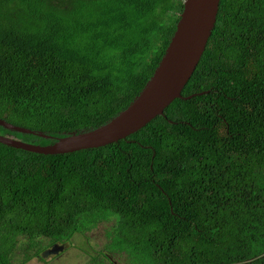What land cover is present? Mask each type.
Here are the masks:
<instances>
[{"label": "trees", "instance_id": "trees-1", "mask_svg": "<svg viewBox=\"0 0 264 264\" xmlns=\"http://www.w3.org/2000/svg\"><path fill=\"white\" fill-rule=\"evenodd\" d=\"M182 8L0 0V119L52 139L0 135L46 146L107 122L152 75ZM181 96L192 98L105 147L45 156L0 144V264L98 222L143 264H264V0H220Z\"/></svg>", "mask_w": 264, "mask_h": 264}, {"label": "water", "instance_id": "water-1", "mask_svg": "<svg viewBox=\"0 0 264 264\" xmlns=\"http://www.w3.org/2000/svg\"><path fill=\"white\" fill-rule=\"evenodd\" d=\"M220 0H183L175 30L163 56L140 92L129 105L95 129L68 133L46 146L32 145L0 135V144L39 155H63L97 149L137 133L176 99L195 71L214 29ZM203 94V93H201ZM200 94V95H201ZM0 127L15 133L49 139L42 132L13 126L0 119ZM45 252L42 257H47Z\"/></svg>", "mask_w": 264, "mask_h": 264}, {"label": "flooded vegetation", "instance_id": "flooded-vegetation-1", "mask_svg": "<svg viewBox=\"0 0 264 264\" xmlns=\"http://www.w3.org/2000/svg\"><path fill=\"white\" fill-rule=\"evenodd\" d=\"M109 226L110 223L98 222L82 232L74 233L68 241L61 243L44 238L41 252L31 260L35 259L40 264H50L46 260L51 261L56 258L57 261L64 259L68 264H143L141 262L143 256L139 251L134 248L121 250L111 244ZM45 240L47 243L44 245ZM71 240L76 242L71 244ZM49 251L53 252L47 257H42V254Z\"/></svg>", "mask_w": 264, "mask_h": 264}, {"label": "rangeland", "instance_id": "rangeland-1", "mask_svg": "<svg viewBox=\"0 0 264 264\" xmlns=\"http://www.w3.org/2000/svg\"><path fill=\"white\" fill-rule=\"evenodd\" d=\"M73 242H76V241H72V240L70 241L71 244H72ZM46 243H47V241L45 240L43 244L45 245ZM71 258H72V257H71ZM18 260H19V259H18ZM18 260H17V261H18ZM53 260H54V261H53ZM53 260L49 261V260L47 259L46 262H47V263H50V264H51V263H53V264H68V263H66V262L64 261V259H61V260L59 259V261H57L58 258H56V259H53ZM81 261H82V260H81ZM81 261H80V262H81ZM71 262H73V259H72ZM26 264H40V263L36 262V260L33 259V260H31L30 262H27ZM71 264H72V263H71Z\"/></svg>", "mask_w": 264, "mask_h": 264}, {"label": "clouds", "instance_id": "clouds-1", "mask_svg": "<svg viewBox=\"0 0 264 264\" xmlns=\"http://www.w3.org/2000/svg\"><path fill=\"white\" fill-rule=\"evenodd\" d=\"M154 71V70H153ZM133 100V99H132ZM129 105V104H128ZM124 110V109H123ZM119 113V112H118Z\"/></svg>", "mask_w": 264, "mask_h": 264}]
</instances>
